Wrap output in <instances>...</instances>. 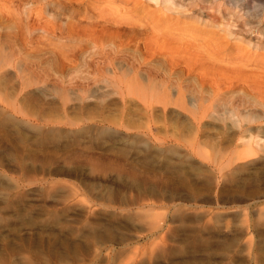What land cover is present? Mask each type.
I'll use <instances>...</instances> for the list:
<instances>
[{"label":"rangeland","instance_id":"1","mask_svg":"<svg viewBox=\"0 0 264 264\" xmlns=\"http://www.w3.org/2000/svg\"><path fill=\"white\" fill-rule=\"evenodd\" d=\"M133 1L196 28L199 48L264 60L263 0ZM57 67L0 60V264H264V138L225 139L237 127L216 120L200 139L179 109L144 117L135 94L103 90L117 78Z\"/></svg>","mask_w":264,"mask_h":264},{"label":"bare ground","instance_id":"2","mask_svg":"<svg viewBox=\"0 0 264 264\" xmlns=\"http://www.w3.org/2000/svg\"><path fill=\"white\" fill-rule=\"evenodd\" d=\"M29 1L41 2L0 0V60L54 61L58 62L55 71L63 75L77 72L94 81L117 78L118 83L106 84L103 90L112 86L124 93L123 104L131 99L125 95L135 94L144 101V117H150L157 104L164 110L179 109L200 139L214 138L202 126L216 120L237 127L222 132L225 139L257 142L264 138V60L238 59L223 49L220 55L218 43L199 48L192 42L200 36L196 28L179 34L174 25L171 32V25L163 23L165 16L133 0H44L46 9L39 10L25 7ZM116 1L127 6L116 7ZM153 1L158 8L171 10L172 0ZM57 5L61 11L55 9ZM76 6V11L66 9ZM183 33L193 37L182 39ZM93 85L79 81L68 87L82 91ZM147 130L152 133L151 127Z\"/></svg>","mask_w":264,"mask_h":264}]
</instances>
